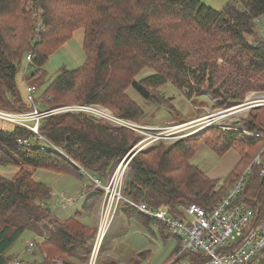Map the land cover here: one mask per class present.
Masks as SVG:
<instances>
[{"label": "trees", "instance_id": "16d2710c", "mask_svg": "<svg viewBox=\"0 0 264 264\" xmlns=\"http://www.w3.org/2000/svg\"><path fill=\"white\" fill-rule=\"evenodd\" d=\"M257 19L264 20V0H230L219 11L200 0H0V110H32L17 89L22 61L31 55L28 64L35 71L25 83L37 88L49 57L76 30L83 33L85 63L64 70L36 98L42 112L71 104L101 105L119 119L141 123L144 110L128 90L162 108L168 107L160 91L165 85L188 99L206 91L222 108L240 106L249 93H264V34L256 32ZM38 23L44 30L36 34ZM143 70L151 73L137 80ZM246 115L241 123L228 125L235 130L211 125L170 145L159 140L135 153L128 162L126 177L131 179L122 190L124 198L165 209L173 218L181 217V208L191 204L203 209L218 204L264 146V106L251 108ZM41 122L39 135L60 152L20 145L17 140L33 142L31 132L0 122V165L16 168L10 179L0 175V264L8 263L5 253L27 230L42 239L41 264H85L96 230L80 218L92 211L102 191L88 186L84 215L58 221L47 207L49 187L34 180L29 169L79 178L88 174L105 183L120 162L136 152L133 147L142 137L80 113L56 114ZM246 131L260 138L245 137ZM203 145L217 156L234 150L240 159L219 187L191 163ZM258 172L259 167H251L236 203L250 208L264 224V180ZM119 205L128 218L145 227L153 224L134 207ZM159 233L177 244L164 264H180L187 256L173 261L178 240L163 227ZM148 253L124 264H140ZM254 264H264V254Z\"/></svg>", "mask_w": 264, "mask_h": 264}, {"label": "rangeland", "instance_id": "374dc122", "mask_svg": "<svg viewBox=\"0 0 264 264\" xmlns=\"http://www.w3.org/2000/svg\"><path fill=\"white\" fill-rule=\"evenodd\" d=\"M200 1L203 5L219 11L230 0ZM256 32L261 36L264 34V20H261L260 25L257 24ZM73 33L71 39L64 45L58 47L43 67L41 74L42 80L36 86V98H40L44 93L43 91L64 70H75L85 63V54L82 47L83 33L81 30H76ZM247 39L250 41L251 37L247 36ZM21 64L22 67L16 76L17 89L21 97L25 100L27 86L25 79H29L35 69L26 61H22ZM150 73L148 70H143L137 77V80H141ZM215 87H219L218 84ZM160 91L165 94L168 100V107L163 106L161 108L150 105L142 101L132 89H129L127 94L144 110V120L141 123L135 122L134 124L144 129L142 131L141 141L143 147L148 144L146 148L156 144L152 143L153 137H160L165 145H170L189 133L194 135L201 132L202 127L208 121L209 124L212 123L216 126L230 125L232 123L238 124L245 120L247 116V111L242 113L235 111V113L232 110L235 106L229 109L222 108L219 106V101L213 99L210 93L206 91L201 93L200 96L192 95L190 99L186 98L183 92L178 91L170 85L161 87ZM247 97L251 100L260 99L264 98V93L251 92ZM70 106H73V104ZM97 107L105 109L112 117H116L108 108L101 105ZM165 108L169 110H165ZM176 119L184 122L177 123ZM42 145L44 144H40V146ZM262 158L264 162V153ZM239 160L238 154L234 150L227 152L223 156H217L206 145H203L202 149L192 157L191 163L203 174L216 181L219 187L227 179L229 173L234 169ZM29 171L34 180L49 187L51 199L47 202V207L50 209L51 215L58 221L73 218L76 213L84 215L82 206L87 196V189L88 186H92V180L95 178L88 174H82V177L79 178L74 174L72 176L67 174L57 175L46 170L29 169ZM15 172L16 168L0 165V175L8 179L12 178ZM126 172H128V168ZM62 194H65L66 197H75L76 199H78L79 194H83V198L77 200L73 207L60 209L56 206V201ZM102 200L103 195L95 200L92 211L80 218V222L96 230L90 251V258L85 264H106L112 261L118 264H124L136 259L139 253L148 252L146 260L141 261L140 264H164L172 256L177 245L173 238L165 240L160 235L159 229L153 224L145 227L135 218H128L122 213L120 205L111 220L104 238L99 240V206L103 202ZM31 242L34 243V246L31 251H28L27 247ZM41 243L42 239L32 230L23 232L5 253L9 259L7 264H13L14 260H18L19 264H41L44 261L43 257H45L39 251Z\"/></svg>", "mask_w": 264, "mask_h": 264}, {"label": "built area", "instance_id": "2783aa9c", "mask_svg": "<svg viewBox=\"0 0 264 264\" xmlns=\"http://www.w3.org/2000/svg\"><path fill=\"white\" fill-rule=\"evenodd\" d=\"M261 20H255V25H260ZM43 30L44 26L42 23H38L35 33L37 34ZM35 40L39 42L38 38H35ZM31 60L30 54L25 57L27 63H30ZM25 92L27 102L31 105L32 110L27 111V113H10L0 110V122L13 124L31 132L33 142L29 139L17 140V143L20 145L38 147L40 151L50 149L60 152L58 148H55L43 136L39 135L41 121L48 116L70 112L86 114L97 120L103 119L114 126L117 125L131 130L140 136L143 135V128H140L133 122L112 117L108 111L95 105H73L56 109L55 111L42 112L39 110L36 102V88L27 85ZM260 106H264V98L251 100L247 97L244 104L232 110L242 113ZM211 125L216 126L212 123L209 124L208 121L202 129ZM221 127L225 131L235 130L231 129L228 125H221ZM188 135L191 134L189 133ZM188 135L182 138L188 137ZM244 136L255 139L260 138L259 134L248 131L244 132ZM159 140H161L160 137H153L152 143H157ZM42 143L44 145L40 146ZM147 145L143 147L142 141L139 142L133 147V150L136 151L134 153L145 150ZM263 153L264 146L218 204L213 205L210 209H203L198 205L191 204L188 207L181 208L182 216L176 218L168 215L165 209L154 210L143 204L131 203L124 198L122 189L125 186L126 171L129 164L125 161L126 156L107 182L101 183L99 180H92L94 189H99L103 193V202L99 206V240L104 238L119 204L124 202L134 207L146 220H151L156 228L160 229L163 227L167 234L172 235L178 240L179 251L174 259L177 260L183 255L187 256L180 261V264H254L260 261L264 254V224L257 221L254 212L250 208L241 203H236V200L244 190L252 166L259 167V177L262 181L264 180ZM82 198L83 194H79L78 199L66 197L65 194H62L56 201V206L60 209L73 207L76 201ZM33 246L34 243L31 242L27 250L31 251ZM190 257L191 259H188ZM15 264L18 263L15 262Z\"/></svg>", "mask_w": 264, "mask_h": 264}, {"label": "water", "instance_id": "95a60500", "mask_svg": "<svg viewBox=\"0 0 264 264\" xmlns=\"http://www.w3.org/2000/svg\"><path fill=\"white\" fill-rule=\"evenodd\" d=\"M134 155H135V153H132V154L128 155L125 161H126V162H129L130 159H131ZM127 177H128V178H127V181H126V185H125V187L128 186L129 181H130V179H131L130 175H127Z\"/></svg>", "mask_w": 264, "mask_h": 264}, {"label": "crops", "instance_id": "0c3cea01", "mask_svg": "<svg viewBox=\"0 0 264 264\" xmlns=\"http://www.w3.org/2000/svg\"><path fill=\"white\" fill-rule=\"evenodd\" d=\"M15 262L19 264L18 260H14V261H13V264H15Z\"/></svg>", "mask_w": 264, "mask_h": 264}]
</instances>
